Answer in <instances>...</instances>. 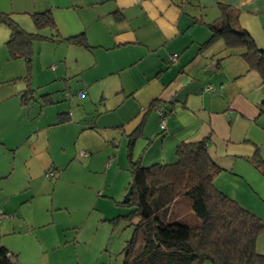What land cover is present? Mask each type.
I'll use <instances>...</instances> for the list:
<instances>
[{
    "label": "crops",
    "instance_id": "obj_1",
    "mask_svg": "<svg viewBox=\"0 0 264 264\" xmlns=\"http://www.w3.org/2000/svg\"><path fill=\"white\" fill-rule=\"evenodd\" d=\"M221 6L238 11V26L264 50V0H0L25 31L36 33L32 16L51 11L62 38L85 35L91 46L36 41L34 98L23 105L26 65L9 59L0 23V247L12 264L86 262L54 256L78 243L63 235L78 225L58 221L70 209L56 192L65 169L96 152L111 167L124 151L150 167L174 163L182 142H206L223 168L215 187L264 220V171L246 159L264 160V83L242 49L222 39L204 46ZM68 77L78 80L73 97L59 93ZM154 102L161 111L149 110ZM257 249L264 255V235Z\"/></svg>",
    "mask_w": 264,
    "mask_h": 264
},
{
    "label": "trees",
    "instance_id": "obj_2",
    "mask_svg": "<svg viewBox=\"0 0 264 264\" xmlns=\"http://www.w3.org/2000/svg\"><path fill=\"white\" fill-rule=\"evenodd\" d=\"M220 8L221 16L209 25L212 35L204 46L222 39L228 48L242 49L239 55L248 64V71H257L264 83V50L238 26V11L227 6ZM32 20L36 33L25 31L11 15L0 13V23L10 31L6 43L9 59H23L26 65L23 105L34 98L30 79L36 41H65L91 47L85 35L62 38L51 11L37 13ZM44 30L52 35L41 34ZM43 99L53 103L48 96ZM149 110L161 111V106L154 102ZM67 120L62 115L59 121ZM246 159L264 171V160L258 153ZM128 161L132 177L128 191L131 189L132 193L123 204L132 207L126 218L134 225V235L125 248L123 264H203L207 260L213 264H264V255L257 249L264 235V220L215 187L214 181L223 168L210 155L206 142L180 143L171 164L144 167L141 158L134 159L132 154ZM15 260L0 247V264Z\"/></svg>",
    "mask_w": 264,
    "mask_h": 264
},
{
    "label": "rangeland",
    "instance_id": "obj_3",
    "mask_svg": "<svg viewBox=\"0 0 264 264\" xmlns=\"http://www.w3.org/2000/svg\"><path fill=\"white\" fill-rule=\"evenodd\" d=\"M70 60L72 62L73 57ZM75 65L77 66L76 63ZM77 81V78L71 77L64 79L60 83L59 93L73 97V86ZM70 91L72 92L69 93ZM73 108H76V105ZM85 140L81 138L79 143ZM96 144L99 143H95V146ZM88 159L78 157L79 164L66 168L60 180L56 198H59L63 205H68L70 212L59 211L58 214L62 215L58 217V221L64 227L78 225L72 230L73 234L72 228L63 231L65 237H76L78 243L70 241L54 256L61 258L57 262H70L80 258L86 261L84 264H123L125 248L134 235V225L126 218L132 207L123 204L132 180L127 151L123 152L121 160H116L113 167L108 164L107 158L104 162V152H96L90 164ZM71 220H74L73 224L68 226ZM203 264L213 263L207 260Z\"/></svg>",
    "mask_w": 264,
    "mask_h": 264
},
{
    "label": "built area",
    "instance_id": "obj_4",
    "mask_svg": "<svg viewBox=\"0 0 264 264\" xmlns=\"http://www.w3.org/2000/svg\"><path fill=\"white\" fill-rule=\"evenodd\" d=\"M177 58H178V55H173L172 57H171V60L172 61H176L177 60ZM162 129L164 130L165 129V122H162ZM46 177L47 178H52L53 177V173H51V172H48L47 174H46ZM0 214H1V212H0ZM12 254L11 253H8V256L10 257Z\"/></svg>",
    "mask_w": 264,
    "mask_h": 264
},
{
    "label": "water",
    "instance_id": "obj_5",
    "mask_svg": "<svg viewBox=\"0 0 264 264\" xmlns=\"http://www.w3.org/2000/svg\"><path fill=\"white\" fill-rule=\"evenodd\" d=\"M131 193H132V190L130 189V190L127 192L126 196H125V199H124V202H125V203H127V202L129 201Z\"/></svg>",
    "mask_w": 264,
    "mask_h": 264
}]
</instances>
